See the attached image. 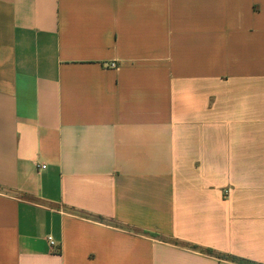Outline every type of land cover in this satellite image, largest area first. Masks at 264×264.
I'll return each mask as SVG.
<instances>
[{"label": "crops", "instance_id": "crops-1", "mask_svg": "<svg viewBox=\"0 0 264 264\" xmlns=\"http://www.w3.org/2000/svg\"><path fill=\"white\" fill-rule=\"evenodd\" d=\"M0 264H264V0H0Z\"/></svg>", "mask_w": 264, "mask_h": 264}, {"label": "built area", "instance_id": "built-area-1", "mask_svg": "<svg viewBox=\"0 0 264 264\" xmlns=\"http://www.w3.org/2000/svg\"><path fill=\"white\" fill-rule=\"evenodd\" d=\"M111 66L113 68H115L116 67V64L113 63ZM41 169H46V166L45 165L41 166ZM48 241H49V244H50L51 247H56L57 246L56 242L51 237L48 238Z\"/></svg>", "mask_w": 264, "mask_h": 264}, {"label": "trees", "instance_id": "trees-1", "mask_svg": "<svg viewBox=\"0 0 264 264\" xmlns=\"http://www.w3.org/2000/svg\"><path fill=\"white\" fill-rule=\"evenodd\" d=\"M208 253L213 254L211 251H208ZM215 256H217L218 258H221L220 255H215ZM233 260H236V261H238L240 263H247L246 261H243V260H238V259H233Z\"/></svg>", "mask_w": 264, "mask_h": 264}]
</instances>
